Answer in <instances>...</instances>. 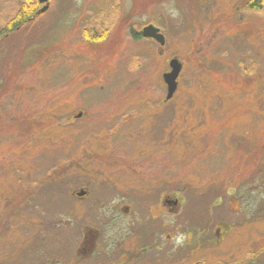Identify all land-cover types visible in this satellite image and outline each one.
Wrapping results in <instances>:
<instances>
[{
  "label": "rangeland",
  "instance_id": "obj_1",
  "mask_svg": "<svg viewBox=\"0 0 264 264\" xmlns=\"http://www.w3.org/2000/svg\"><path fill=\"white\" fill-rule=\"evenodd\" d=\"M24 5L42 7L0 0V264H108L111 243L207 224L212 261L239 244L264 264V7L50 0L3 32ZM147 24L163 46L133 38ZM161 195L178 199L164 228Z\"/></svg>",
  "mask_w": 264,
  "mask_h": 264
},
{
  "label": "flooded vegetation",
  "instance_id": "obj_2",
  "mask_svg": "<svg viewBox=\"0 0 264 264\" xmlns=\"http://www.w3.org/2000/svg\"><path fill=\"white\" fill-rule=\"evenodd\" d=\"M37 1V0H36ZM50 1V0H49ZM244 6H246L248 11H256L260 7H264V0H260L258 3L257 0H241ZM38 2V1H37ZM257 3V4H256ZM43 6V4H41ZM33 7V6H32ZM28 6V9L32 8ZM49 8V3H48ZM47 8V9H48ZM38 8L35 12H33L32 16L28 18H36L41 13H37ZM9 18H20L18 16V12L15 15H12ZM161 195L160 196V211L156 216H152L151 219L155 221L156 219H162V228L164 226L168 227V223L166 225L163 223L164 215H168L169 213L173 214L176 210L178 199ZM173 201H176L173 204ZM151 231V230H150ZM149 231V232H150ZM205 238H151L146 240H138V244L127 246L123 252L118 251L119 255H115L114 253L111 255L117 243H123L124 241L121 239L120 241H116L114 243L105 246L103 249L97 251L98 254L100 252H105V254L109 257L108 264H241L244 260V254L240 252V248L242 245L237 244L236 254L230 256L228 258L230 261L225 262L222 258H219L215 261H212V249L214 247H218L223 239H213L211 237V230L208 224L204 229ZM239 242V241H238ZM241 243V241L239 242ZM119 246V245H118ZM110 248V249H109ZM107 250V251H106ZM94 250V254H96ZM258 252V251H254ZM123 253V254H122ZM202 253V254H201ZM104 254V253H103ZM110 257L113 259L111 260ZM255 258H258V253H255L252 256V262L255 261ZM243 264V263H242Z\"/></svg>",
  "mask_w": 264,
  "mask_h": 264
},
{
  "label": "water",
  "instance_id": "obj_3",
  "mask_svg": "<svg viewBox=\"0 0 264 264\" xmlns=\"http://www.w3.org/2000/svg\"><path fill=\"white\" fill-rule=\"evenodd\" d=\"M39 3L43 4V6L37 11V13H42L46 11L48 8L49 0H37ZM140 34L144 38H150L156 41L160 46H163L165 43V38L163 34L160 32L159 28L155 27L153 24H147L142 27ZM169 71L163 73L162 78L164 83L166 84V97L165 99H170L177 87V77L181 71L182 64L177 58H172L169 60ZM80 115V114H79ZM78 196L84 195V192H78ZM176 201H173L175 204Z\"/></svg>",
  "mask_w": 264,
  "mask_h": 264
},
{
  "label": "trees",
  "instance_id": "obj_4",
  "mask_svg": "<svg viewBox=\"0 0 264 264\" xmlns=\"http://www.w3.org/2000/svg\"><path fill=\"white\" fill-rule=\"evenodd\" d=\"M258 3L260 2V0H257ZM257 4V3H256ZM261 8V7H260ZM34 10L31 8L30 10H27V8L25 7V5L23 7H21L18 11V16L20 18H14L11 21L10 26L6 29L3 30V32H12L15 29L21 27V25L25 24L26 22H29L31 20V18H28L29 16H32ZM33 19V18H32ZM133 38L135 39H141L142 35L140 33H135L134 31L131 32Z\"/></svg>",
  "mask_w": 264,
  "mask_h": 264
}]
</instances>
